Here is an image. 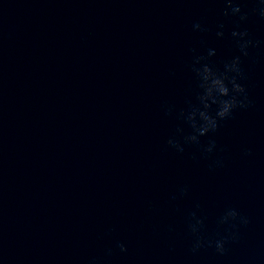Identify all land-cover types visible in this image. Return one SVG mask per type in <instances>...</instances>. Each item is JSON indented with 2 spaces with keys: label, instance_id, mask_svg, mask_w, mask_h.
Segmentation results:
<instances>
[{
  "label": "water",
  "instance_id": "water-1",
  "mask_svg": "<svg viewBox=\"0 0 264 264\" xmlns=\"http://www.w3.org/2000/svg\"><path fill=\"white\" fill-rule=\"evenodd\" d=\"M262 13L261 0H0V264H264ZM237 57L227 75L249 106L193 143L196 69ZM230 210L249 224L221 223Z\"/></svg>",
  "mask_w": 264,
  "mask_h": 264
},
{
  "label": "clouds",
  "instance_id": "clouds-1",
  "mask_svg": "<svg viewBox=\"0 0 264 264\" xmlns=\"http://www.w3.org/2000/svg\"><path fill=\"white\" fill-rule=\"evenodd\" d=\"M261 3L264 4V0H261ZM229 8L232 9L233 15H239L241 9L239 6L234 4H229ZM227 15V13H226ZM264 15V13H262ZM241 19H247L246 16H241ZM197 29L200 28V25L195 26ZM219 35H223V33H219ZM234 37L243 38L247 35V33H239L233 32ZM247 45H241V51L244 52V55H247L245 49ZM212 52L210 55H214ZM240 59L237 57L230 64L225 65V73L214 72L212 68L205 65L202 69H196L197 75L200 77L202 83L201 87L204 89V94L199 97L200 103L204 107V111H200L196 109L192 112V114L188 117L192 122V127L195 129L198 135H193L189 139L193 143H198V136H207L210 132H215L218 129L219 121H223L231 117L234 110L238 108H246L248 107L246 89L242 87L237 80L233 77L230 78L227 73H240ZM231 85V88L229 87ZM240 96H244V101L239 99ZM209 101L211 103H209ZM212 104L217 105L216 115L212 116L207 111L211 108ZM197 113L200 117L201 124L196 123ZM169 144L176 147L178 151H183V147L174 141L170 140ZM215 147V142H211L210 146L206 149L207 152H212ZM250 154V153H249ZM239 218L240 222L244 225L249 224V220L246 217H241L238 212L235 210H230L227 215L224 217L221 223H227L229 220H236ZM197 224H203L202 221H197ZM235 226V225H233ZM193 233L197 231L195 226L192 227ZM233 239H236V236L233 235ZM227 240H218L215 243V247L220 254H223L225 249V244ZM203 242H198L193 247V252L198 251L201 247H203ZM119 249L121 252H127V248L123 244H119ZM111 250H109V255H111Z\"/></svg>",
  "mask_w": 264,
  "mask_h": 264
}]
</instances>
